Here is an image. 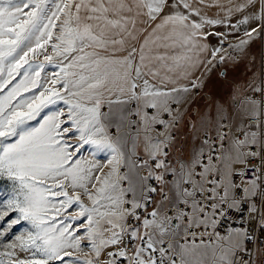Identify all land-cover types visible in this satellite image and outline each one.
Returning <instances> with one entry per match:
<instances>
[{
  "label": "snow or ice",
  "instance_id": "obj_1",
  "mask_svg": "<svg viewBox=\"0 0 264 264\" xmlns=\"http://www.w3.org/2000/svg\"><path fill=\"white\" fill-rule=\"evenodd\" d=\"M0 180V264H264V0H0Z\"/></svg>",
  "mask_w": 264,
  "mask_h": 264
},
{
  "label": "rangeland",
  "instance_id": "obj_2",
  "mask_svg": "<svg viewBox=\"0 0 264 264\" xmlns=\"http://www.w3.org/2000/svg\"><path fill=\"white\" fill-rule=\"evenodd\" d=\"M222 31H226V29H221ZM229 42H234L232 38H229ZM215 43V41H213ZM260 48V41H256V43L252 46L251 51L253 52H258ZM42 59V57H41ZM231 67V66H230ZM53 71H57L54 69L52 66H46V72L48 75H51ZM64 105L58 104L54 107H50L49 109H46L45 111H55L57 108H63ZM35 125V121L32 122ZM94 149L91 146H85L79 153V157L82 160H92L95 159L99 162H106V159L108 158V154L106 152H100V153H95L93 155ZM11 192L10 184L5 181V180H0V205H2L9 197ZM7 219V218H6ZM3 227H7L6 224L3 225ZM29 228V225L27 222H21L20 224L14 225L11 232L6 234V238L11 240L14 239L15 235H18L22 232H24L26 229ZM2 230V228H0Z\"/></svg>",
  "mask_w": 264,
  "mask_h": 264
},
{
  "label": "crops",
  "instance_id": "obj_3",
  "mask_svg": "<svg viewBox=\"0 0 264 264\" xmlns=\"http://www.w3.org/2000/svg\"><path fill=\"white\" fill-rule=\"evenodd\" d=\"M213 42V41H212Z\"/></svg>",
  "mask_w": 264,
  "mask_h": 264
}]
</instances>
